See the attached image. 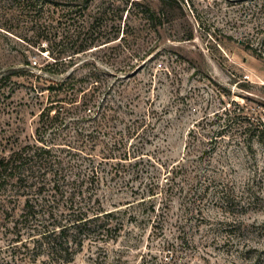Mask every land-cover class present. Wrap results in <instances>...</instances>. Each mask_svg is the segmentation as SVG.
<instances>
[{
	"label": "rangeland",
	"instance_id": "rangeland-1",
	"mask_svg": "<svg viewBox=\"0 0 264 264\" xmlns=\"http://www.w3.org/2000/svg\"><path fill=\"white\" fill-rule=\"evenodd\" d=\"M23 1L0 0V77L11 75L0 82V148L30 141L48 101L47 92L36 96L29 88V72L45 85L73 73L77 87L110 106L111 125L136 156L117 174L111 162L98 167L104 172L92 185V202L112 211V229L71 245L68 262L52 259L37 246L39 235L30 237L25 228L26 241H14L13 224L27 195L0 191V264H264V145L246 139L248 129L264 125V0H177L160 25L134 11L125 19L124 13L112 22L127 31L124 39L105 42L114 27L105 33L104 23L95 24L93 44L75 54L70 68L64 59L73 49L71 40L61 41L62 27L80 23L61 16L59 0ZM44 20L50 26L40 32ZM55 59L53 73L41 70ZM18 69L24 71L15 74ZM65 94L60 90L55 99ZM64 105L56 101L60 110ZM77 117L70 109L67 135L56 141L65 162L78 156L71 147L91 145L85 133L92 124ZM126 125L137 133L129 136ZM218 130L221 135L210 141ZM179 160L186 171L171 174ZM74 171L66 173L72 177ZM232 188L234 203L243 206L223 212L219 196ZM185 197L195 199L198 211L183 210Z\"/></svg>",
	"mask_w": 264,
	"mask_h": 264
},
{
	"label": "trees",
	"instance_id": "trees-1",
	"mask_svg": "<svg viewBox=\"0 0 264 264\" xmlns=\"http://www.w3.org/2000/svg\"><path fill=\"white\" fill-rule=\"evenodd\" d=\"M92 1L97 2L96 9L92 13H87ZM23 2L27 6L32 4L30 0H24ZM51 2L53 1L51 0ZM55 4L62 8L61 16H73V18L71 17V22L74 25L76 24L75 22L80 23L74 29L67 26V23L62 27L65 31L64 36H61L60 39L66 43L71 40L70 49H73L72 53L64 59H67L66 67L70 68L76 63L74 61L75 54L93 44L94 37H91V35L95 24H97V28H100L101 24L104 23L105 33L107 29L114 27L112 35H106L107 33L104 35L105 42L116 40L117 38L122 40L127 31L120 24L114 25L112 22L122 20L124 13L126 14L125 19L129 13L134 11L136 15H139L147 22L160 25L167 18L169 9L177 5V0H59ZM86 14H91V17L88 18L90 21L86 19ZM81 16L84 18L79 20L78 18ZM88 22L89 25L86 27L85 23ZM70 25L72 24L70 23ZM48 26H50V23H46L45 20L37 25L40 32L41 29L46 30ZM70 28L72 29L71 32ZM121 33L123 34L122 36H120ZM40 37L46 40L50 48V39L45 35ZM63 49L66 48L63 47ZM41 50L43 51L44 49ZM51 52L52 49H49L48 53L51 54ZM56 62V59L54 62H46L41 70L53 73L54 69L52 67ZM23 71V69H18L14 72H16L15 74H20ZM29 73V79L25 80H27L31 91L36 96L47 92L48 101L38 112L37 126L30 141L16 143L9 149L0 148V191L12 189L27 195L23 203L22 212L13 224L14 228H18L15 231L14 241H20L21 243L26 241L22 239L21 231L22 228H25V230H28L30 237H39L35 240L38 244L37 246L49 256H52V259L62 258L60 260L68 262L72 255L69 250L71 245L75 244L80 247L83 239L93 232L103 230L108 233L112 229L113 223L110 220L113 215L112 211L105 212L100 205L98 207L94 206V202L98 199L92 202V196L95 191L92 185L94 186L95 181H98L100 173L104 172V169H98V167L111 162L110 165L115 170L114 174H117L120 167L124 166L125 163H128L126 161L136 155H134V151L130 152L127 149L126 139L122 137V131L115 130L116 126L111 125V121L115 117L113 114L109 115L107 113L110 106L105 105L103 100L99 101L96 97L86 94L85 89L77 87L75 74L69 73L59 84L51 83L45 85L39 80V75H35L33 72ZM10 76L3 75L0 77V82ZM32 77L34 78L32 79ZM60 90L66 92L65 97L55 99ZM80 93V101L77 102V97ZM56 101H64L68 104V107L64 105L60 110L56 106ZM70 109H73L78 116L77 120L91 122L90 129L85 133L86 141L91 145L86 150L83 149L85 148V143H82L83 148H70L69 146L70 149L76 152L69 151V153L78 156L76 159L69 158L65 162L62 157L56 154L55 148L56 145L60 144L56 142L58 138L60 136L63 138L64 134L67 135V122L69 121H66V118L70 114ZM254 128L248 129L250 132L246 136L247 141L254 138L258 143L264 145L263 123L258 122ZM126 129L129 136L137 133L136 129L130 125H126ZM76 130H80L79 134H83V128L78 127ZM64 131L66 132L64 133ZM188 134L195 137L194 129H191ZM220 135L221 130L213 131L210 141L216 140V136ZM100 143H102V148L99 149V154L89 152L94 150V147ZM211 150L207 149L204 152ZM131 155L133 156L131 157ZM180 160L184 162L186 158H181ZM180 160L171 166V174L175 175L178 172L186 171L183 162L178 165ZM84 161L88 162L85 166L86 169L83 170L81 164ZM193 166L195 167V165ZM67 170H75L72 177L67 175ZM85 183H88V185L84 187ZM208 185H204L202 188V195L208 191ZM151 192H153V189ZM153 194L150 193V195ZM185 198L183 210L187 211V213L198 211L195 208V199L189 201L187 200L188 197ZM235 198L233 188L222 189L219 202L223 212H233L232 208L236 204L242 208L241 201L234 203ZM241 198L242 196L239 197V199ZM9 215L10 212L6 211V218ZM37 235L39 236L35 237ZM11 254L15 258L14 253ZM64 256L68 257L65 259Z\"/></svg>",
	"mask_w": 264,
	"mask_h": 264
}]
</instances>
